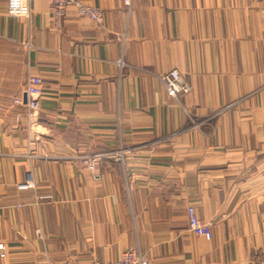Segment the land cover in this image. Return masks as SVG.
<instances>
[{"label":"crops","instance_id":"1","mask_svg":"<svg viewBox=\"0 0 264 264\" xmlns=\"http://www.w3.org/2000/svg\"><path fill=\"white\" fill-rule=\"evenodd\" d=\"M82 1L101 25L70 8L55 31L49 1L14 17L0 0V264L134 245L152 264H264V0ZM173 69L192 87L179 99L160 80ZM31 75L33 126L15 104ZM29 171L37 187L19 190Z\"/></svg>","mask_w":264,"mask_h":264},{"label":"built area","instance_id":"2","mask_svg":"<svg viewBox=\"0 0 264 264\" xmlns=\"http://www.w3.org/2000/svg\"><path fill=\"white\" fill-rule=\"evenodd\" d=\"M35 1L43 0H9L8 13L10 16H30L31 4ZM49 1L52 6V28L55 31H61L65 18L70 8H74L75 12L80 17H85L101 25L104 21V12L102 9L87 4L82 0H45ZM133 0H124V3L129 8L132 6ZM119 65L123 67L124 63L119 61ZM161 82L164 85L165 91L168 96L174 99H179L181 95H187L191 92L192 87L190 83L185 79L181 72L177 69H173L167 73H164L160 77ZM43 85L41 77L38 75H31L25 85L24 94L26 100L17 99L16 105L25 107V111L19 112L16 115V122L18 124L26 121L29 126L35 125L41 118V98L43 96ZM230 105L222 108L226 110ZM221 110L219 113H221ZM216 114V113H215ZM101 154L85 155L81 159L83 163L88 166L89 169H95L96 158H99ZM37 187L32 173L29 171L23 181L17 184L19 190L35 189ZM188 222L190 231L196 236H203L206 239L212 237V223L203 222L197 212L195 206L190 205L187 208ZM41 230H38L39 237L41 236ZM5 243H0V256L6 257ZM58 264H152L151 261L141 252L138 246H131L125 249L120 258L112 261H101L98 259H91L87 261L73 260L71 258H65L58 262Z\"/></svg>","mask_w":264,"mask_h":264},{"label":"rangeland","instance_id":"3","mask_svg":"<svg viewBox=\"0 0 264 264\" xmlns=\"http://www.w3.org/2000/svg\"><path fill=\"white\" fill-rule=\"evenodd\" d=\"M230 105V107L231 106H233L234 105V103L233 104H229ZM228 106V105H227ZM224 108V107H223ZM221 110H223L222 108L221 109H218L217 111H215V113H213V115L211 116V117H209V119L210 118H213V117H215V116H217V115H219V114H221V113H223L225 110H223L221 113H219ZM207 120V119H206ZM189 230H190V228H189ZM192 232V231H191ZM193 233V232H192ZM194 234V233H193ZM195 235V234H194ZM135 246V245H134ZM131 247V246H130ZM127 249V248H126ZM124 251V250H123ZM122 251V252H123ZM122 254V253H121ZM262 257H261V255H260V253H256L255 254V256H254V259L255 260H258V259H261Z\"/></svg>","mask_w":264,"mask_h":264},{"label":"water","instance_id":"4","mask_svg":"<svg viewBox=\"0 0 264 264\" xmlns=\"http://www.w3.org/2000/svg\"><path fill=\"white\" fill-rule=\"evenodd\" d=\"M24 100H26V95L24 94Z\"/></svg>","mask_w":264,"mask_h":264}]
</instances>
